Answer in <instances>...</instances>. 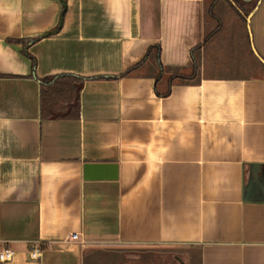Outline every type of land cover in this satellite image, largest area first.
Listing matches in <instances>:
<instances>
[{"label": "crops", "instance_id": "obj_1", "mask_svg": "<svg viewBox=\"0 0 264 264\" xmlns=\"http://www.w3.org/2000/svg\"><path fill=\"white\" fill-rule=\"evenodd\" d=\"M237 1L245 28L233 12L222 50L224 0L206 42L208 0H0V248L15 251L0 264H124L110 255L163 248L180 264H264V68L251 52L264 61V0ZM28 38L34 66L11 41ZM196 47L198 79L159 95ZM57 74L85 78L78 118L41 117L39 80ZM253 164L261 186L244 200Z\"/></svg>", "mask_w": 264, "mask_h": 264}, {"label": "trees", "instance_id": "obj_2", "mask_svg": "<svg viewBox=\"0 0 264 264\" xmlns=\"http://www.w3.org/2000/svg\"><path fill=\"white\" fill-rule=\"evenodd\" d=\"M224 1L229 3L230 9H233L231 11L235 12L239 16L240 22H241L239 23V25L241 24V26L245 28V20L247 19L248 11L247 10L245 11L244 9H242L240 3L237 0H224ZM213 2L214 0H212L209 3V5L207 6L205 5V16H207L210 20L219 23V21L216 20L215 14L213 12ZM64 10H65V6L63 7L62 16L64 14ZM240 10H242L243 14H240L239 12ZM61 21H62V17L60 18L57 27L54 30L47 32L46 35L55 32L60 27ZM232 24L233 23L231 22V25ZM213 31L206 32L204 42H206L212 37L214 33ZM34 40L35 39L33 38L11 40L15 42H21L23 44L22 53L23 55L31 59L33 66L35 64V60L32 56L28 54L26 49L28 45H30ZM198 51H199V47H196L192 50L193 63L190 66V71L188 73H180L177 71L178 70L177 68H173L172 70L170 68L167 69V70H170L171 72L168 74V76L165 77L166 90L163 92L157 91L159 95H163V96L167 95L169 92L170 84L175 79H178L182 82H190V81H194L198 79L200 62H199L198 57L195 55ZM158 52H159V47L154 46L153 51L147 54V56L148 55L152 56V58L155 60L156 65L158 64L159 72L156 76L157 82L163 79V72H164V69L162 68V65L159 63V60H158ZM251 52L253 55L252 59L254 58L253 60H255L254 62L256 66H261L262 68H264L263 63L254 54L252 48H251ZM84 80L85 78H83L82 76L75 75V74H57V75L47 76V77L40 79L39 81H40V114H41V117L42 118H63V119L78 118L79 116V97L78 95H79V91L81 89V86Z\"/></svg>", "mask_w": 264, "mask_h": 264}, {"label": "rangeland", "instance_id": "obj_3", "mask_svg": "<svg viewBox=\"0 0 264 264\" xmlns=\"http://www.w3.org/2000/svg\"><path fill=\"white\" fill-rule=\"evenodd\" d=\"M211 1L212 0H208L207 5H209ZM221 2L223 4L225 3L223 1ZM216 13L218 14L221 13L222 24H221L220 34L217 35L213 39V42H215V40H218L219 41V44H217L218 47H220V49L222 50H225L226 48H228L227 41H225L227 34H228V32L226 33V31H228L227 28L231 26V22L234 19V14L230 10V8L227 6L225 7L224 11H220V12L216 11ZM206 20H207V26H208L207 31L209 32L218 28V24L220 25V22L217 23L215 21H212L207 16H206ZM215 31L213 32L215 33ZM222 37L224 39H222ZM224 57H228V59L225 60ZM221 58H220L221 61L219 60V62H223V60L224 61L231 60L230 54L221 55ZM182 253L183 252L181 250L176 249V248H163V249H152V250L151 249H139V250L134 249L133 251L111 254L110 256L112 259H115V260L121 258V261L124 262V264H180L179 262L175 260V256L176 255L180 256L182 255ZM133 255H137L139 256V258H133L134 257ZM193 264H196V261H194Z\"/></svg>", "mask_w": 264, "mask_h": 264}, {"label": "built area", "instance_id": "obj_4", "mask_svg": "<svg viewBox=\"0 0 264 264\" xmlns=\"http://www.w3.org/2000/svg\"><path fill=\"white\" fill-rule=\"evenodd\" d=\"M79 235H80L79 233H72L67 239L68 241L76 240L79 237ZM41 251H42L41 244L39 242H33L30 245V249L28 252L29 258L32 260L39 258ZM14 256H15V251L9 246L3 245L0 248V263L9 262L13 259Z\"/></svg>", "mask_w": 264, "mask_h": 264}, {"label": "water", "instance_id": "obj_5", "mask_svg": "<svg viewBox=\"0 0 264 264\" xmlns=\"http://www.w3.org/2000/svg\"><path fill=\"white\" fill-rule=\"evenodd\" d=\"M252 50L254 54L259 58V60L264 65V61L259 57V55L257 54V52L255 51L253 47H252ZM260 170L261 168L259 164H253L250 167L248 179H247L246 186H245L244 200H249L252 196L253 191H255L257 187L260 188L261 186L260 184L261 177L259 176ZM175 258L180 261L178 256H175Z\"/></svg>", "mask_w": 264, "mask_h": 264}]
</instances>
